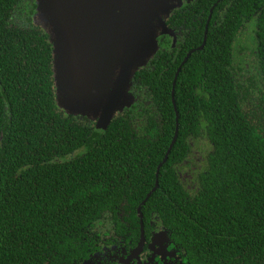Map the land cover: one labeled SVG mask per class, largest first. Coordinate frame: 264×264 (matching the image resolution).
I'll return each instance as SVG.
<instances>
[{
    "label": "trees",
    "instance_id": "trees-1",
    "mask_svg": "<svg viewBox=\"0 0 264 264\" xmlns=\"http://www.w3.org/2000/svg\"><path fill=\"white\" fill-rule=\"evenodd\" d=\"M35 6L0 0V264L70 262L105 214L119 227L118 207L132 227L156 219L192 264H264V44L259 68L245 66L211 20L180 65L173 109V73L201 35L171 52L156 36L128 104L96 127L57 106ZM198 141L202 161L190 154Z\"/></svg>",
    "mask_w": 264,
    "mask_h": 264
},
{
    "label": "flooded vegetation",
    "instance_id": "flooded-vegetation-1",
    "mask_svg": "<svg viewBox=\"0 0 264 264\" xmlns=\"http://www.w3.org/2000/svg\"><path fill=\"white\" fill-rule=\"evenodd\" d=\"M175 1L176 4L163 19L167 32L157 36V50L167 46V52H171L190 32L201 35V40L196 47L185 52L175 68L171 87L180 65L191 52L203 47L211 20L222 23L224 30L219 35L224 36L225 41L228 42V36L232 37L228 52L232 60L239 58L245 66L259 64L260 45L264 44V0ZM221 47L224 51L223 45ZM225 64L228 66L227 62ZM260 74L261 71L255 73L252 66L251 75L260 77ZM170 94L174 109L173 87ZM116 211L120 212L116 215L119 227L112 220L111 213L105 214L82 238L83 243L77 247L76 257L61 264H192L180 245L167 235V229L156 219H150L145 224L137 220L132 227V222L120 217L123 208L118 207Z\"/></svg>",
    "mask_w": 264,
    "mask_h": 264
},
{
    "label": "water",
    "instance_id": "water-1",
    "mask_svg": "<svg viewBox=\"0 0 264 264\" xmlns=\"http://www.w3.org/2000/svg\"><path fill=\"white\" fill-rule=\"evenodd\" d=\"M139 3L138 0H35L33 21L46 32L51 43L52 73L54 86H56V98V83L58 82L65 90L63 94V98H65V95L70 97V94L79 86L75 81L78 83L84 82V85L87 86L97 81V65L104 64L105 55L90 49V35H95V40H97L101 32L98 28L90 29L91 16L98 14L97 21L103 17L105 21L110 23L111 18L116 15V18L126 22L127 19L132 20L136 16L138 8H145L142 9L145 12L139 19V25L136 28L134 27L138 31L135 34V53H137V48L140 46L139 42L145 38L146 33H148V44L141 55L135 56V62H133L132 57V63L119 85V94L112 96L111 99L109 97L100 105L96 104V96L86 97L84 98V107L81 110L72 111V113L84 114L90 118L96 117V127L104 126L114 110L121 109L123 105L128 104V101H126L128 99L126 92L128 79L132 71L151 56L155 50L156 36L159 33L167 32L163 19L169 9L175 5V3L166 4L164 0H156L150 8H147L139 5ZM109 8L112 10L111 17L107 15V12L110 11ZM126 25L128 24L126 23ZM56 37L61 39L59 43H56ZM82 50L84 57L79 58V51ZM107 60L110 62L109 58ZM84 89L87 90V88ZM68 90L70 92H67ZM68 113H71V111H68ZM175 136L176 126L169 147L173 144ZM169 147L156 165L155 175L159 166L165 160ZM156 185L155 180L153 187L146 193L144 199L148 197ZM142 203L143 201L137 206V210Z\"/></svg>",
    "mask_w": 264,
    "mask_h": 264
},
{
    "label": "rangeland",
    "instance_id": "rangeland-1",
    "mask_svg": "<svg viewBox=\"0 0 264 264\" xmlns=\"http://www.w3.org/2000/svg\"><path fill=\"white\" fill-rule=\"evenodd\" d=\"M155 1L156 0H138V2H140L139 5L147 8H150ZM164 1H166V4H176L175 0ZM142 9L145 8H138L136 16L132 20L127 19L126 22L120 18H116V15L111 18L110 23L105 21L103 17L97 21L99 18L98 14L91 16L92 23L90 29L93 30V28H98L101 32L97 40H95V35H90V49L98 51L101 55H105V62L104 64L97 65V81L89 86L84 85V82L78 83L75 81L79 86H77L74 92L70 94V97L65 95V98H63L65 90L60 82L56 83L58 99L55 97V101L60 109L66 112L71 111L72 113V111H78L84 107V98L86 97L96 96V104L100 105L109 97L111 99L112 96H117L119 94V85L122 83V78H124L123 76L132 63V57L134 60L133 62H135V56L141 55L143 49L147 47L148 44V33H146L145 38L139 42L140 46L137 48V53H135V34H137L138 31H136L134 27L136 28V26L139 25V19L145 12L142 11ZM111 11L112 10L110 9V11L107 12L109 17H111ZM126 23L128 25H126ZM160 34L162 33H159L158 35ZM60 40L61 39L56 37V43H59ZM79 52V58L84 57L83 50ZM108 58L110 59V62H108ZM70 88L72 89V87ZM84 88H87V90ZM67 92H70V90ZM91 119L95 124L96 117ZM197 143L200 146L196 147L195 143L190 154L191 156L196 157L198 161H202L204 152L201 151V146H206V144L203 141H198Z\"/></svg>",
    "mask_w": 264,
    "mask_h": 264
}]
</instances>
